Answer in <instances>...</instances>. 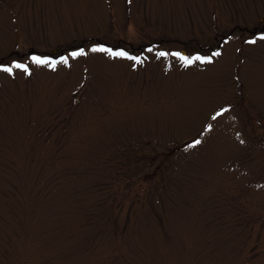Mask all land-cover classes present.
Returning a JSON list of instances; mask_svg holds the SVG:
<instances>
[{
  "label": "rangeland",
  "instance_id": "374dc122",
  "mask_svg": "<svg viewBox=\"0 0 264 264\" xmlns=\"http://www.w3.org/2000/svg\"><path fill=\"white\" fill-rule=\"evenodd\" d=\"M259 31L264 0H0V61L88 50L0 72V264H264Z\"/></svg>",
  "mask_w": 264,
  "mask_h": 264
},
{
  "label": "snow or ice",
  "instance_id": "6c2138e0",
  "mask_svg": "<svg viewBox=\"0 0 264 264\" xmlns=\"http://www.w3.org/2000/svg\"><path fill=\"white\" fill-rule=\"evenodd\" d=\"M227 39H231L228 37ZM258 41H264V31H259L250 35L248 37L247 42L251 45L257 44ZM150 51H157V54L163 57L175 56L177 57L183 64V66L188 67L195 65L197 62L201 63H211L215 60L216 57L221 56L222 49L217 48L215 51H210L209 54H204L200 51H195L189 54L188 52L180 49H173L171 51L167 49H159L157 50L154 45L149 46ZM91 51L93 52H103L108 53L112 57H121L126 58L131 61H135L137 63H143V61L147 58L144 54H136L132 51H129L125 48H114L106 43H96L91 46ZM88 50L85 48H74L70 52H65L61 55H48L42 54L37 51H31L26 54L27 58H16L9 59L7 62L0 61V72L7 73L11 77L15 78L17 76L18 70L27 76H31L33 74V68L31 64L36 65H44L49 68H57V66L61 63L70 65V58L79 57L82 55H87ZM137 64H133V67H136ZM232 106L230 104L221 106L217 110L213 111L211 114L212 119H215L226 111H228ZM212 123H208L206 128L211 130L213 128ZM203 142L202 136H197L193 138L190 142L189 146L199 145Z\"/></svg>",
  "mask_w": 264,
  "mask_h": 264
}]
</instances>
